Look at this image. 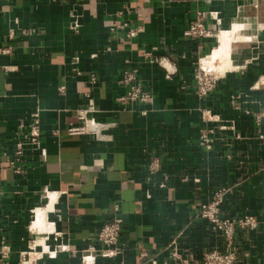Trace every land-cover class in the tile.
Returning a JSON list of instances; mask_svg holds the SVG:
<instances>
[{
  "label": "crops",
  "instance_id": "obj_1",
  "mask_svg": "<svg viewBox=\"0 0 264 264\" xmlns=\"http://www.w3.org/2000/svg\"><path fill=\"white\" fill-rule=\"evenodd\" d=\"M262 6L264 0H0V50L13 46L0 52L4 264L23 256L27 264H87L86 249H100L98 233L116 204L123 249L89 264H175L174 251L201 258L224 247L199 216L221 187L229 189L223 215L259 222L238 230L237 264H264V121H255L264 110ZM120 10L122 22L141 27L132 40L110 29ZM200 14L213 36H186ZM233 29L250 38L232 42L237 68L201 97L199 65L220 33ZM126 68L138 69L151 104H120ZM85 109L112 124L104 131L109 139L67 133ZM35 119L41 144L25 147L24 170L16 173L8 156ZM205 130L214 137L210 150L199 144ZM37 211L43 231L33 225Z\"/></svg>",
  "mask_w": 264,
  "mask_h": 264
},
{
  "label": "built area",
  "instance_id": "obj_2",
  "mask_svg": "<svg viewBox=\"0 0 264 264\" xmlns=\"http://www.w3.org/2000/svg\"><path fill=\"white\" fill-rule=\"evenodd\" d=\"M124 15V11L120 10L116 12V19L110 21V29L115 32L117 30H125L128 40L135 38L141 27H129L127 22H122L120 18ZM213 17L216 18V15ZM185 35L192 38H204L213 36V32L208 29L204 23V15L200 14L195 20H193L188 28L185 30ZM11 36H13L11 34ZM13 51V46L8 45L1 48L0 52L9 54ZM163 63V60H159ZM200 66L198 73L197 92L201 97H206L210 91L214 88L216 77H213L204 67ZM137 68H126L123 71L120 83L127 87V91L124 95L118 98V101L124 109L129 104L140 102L144 104H151L154 100L153 94L146 90L141 81L139 80ZM92 81H95V76H92ZM64 88V87H62ZM61 88V89H62ZM90 109L81 110L79 112L78 125H71L67 128L69 135H84L91 134L97 140H106L110 136L104 134V131L111 127L112 124L102 123L94 118L88 117ZM146 113V111H144ZM255 121L258 127H260L264 121V110L255 113ZM57 134V132H54ZM211 130H205L201 133L199 144L210 150L214 145V137L211 136ZM260 137L264 140V134H260ZM41 144V131L39 121L37 119L31 124L30 130L23 131L15 144V150L13 157L8 156V161L13 167L16 173L23 172V167L20 164L22 162V156L26 146H39ZM159 167L158 160H155L151 164V171L157 170ZM229 189L221 187L215 190L211 199L201 206L199 216L207 220L211 226V229L217 232L223 238V249L213 248L203 254L201 258H196L193 254L189 253L186 256L174 251L172 256L175 264H237V246H236V234L241 228H257L259 225L258 219L254 215L243 216H225L222 214V204L225 200L226 194ZM3 195V190L0 185V198ZM120 206L115 205V214L107 220L101 227L97 241L101 245L100 249L96 245H90L86 249L84 256L87 264L91 263L96 255L113 256L120 253L124 244L120 241L122 232L123 218L119 213ZM9 255V246L4 244L0 250V264H4V260ZM156 264L157 262L154 261ZM19 264H27L25 256L20 260ZM162 264H170L165 261Z\"/></svg>",
  "mask_w": 264,
  "mask_h": 264
},
{
  "label": "bare ground",
  "instance_id": "obj_3",
  "mask_svg": "<svg viewBox=\"0 0 264 264\" xmlns=\"http://www.w3.org/2000/svg\"><path fill=\"white\" fill-rule=\"evenodd\" d=\"M249 39L250 38L248 37L238 35L235 29L221 32L219 35L218 47L215 49L211 57L203 60V67L211 71H219L222 74L225 73L233 63L232 42H244ZM43 218L44 215L42 211H37L33 218L34 227L39 228L41 231H43Z\"/></svg>",
  "mask_w": 264,
  "mask_h": 264
},
{
  "label": "rangeland",
  "instance_id": "obj_4",
  "mask_svg": "<svg viewBox=\"0 0 264 264\" xmlns=\"http://www.w3.org/2000/svg\"><path fill=\"white\" fill-rule=\"evenodd\" d=\"M262 8H264V6H262ZM263 19V18H262ZM259 20V22H263V20ZM217 42H218V38L216 37V45H217ZM234 49H235V46H234ZM234 49H233V51H234ZM211 54V53H210ZM209 54V55H210ZM209 57L207 56V57H205L204 59H208ZM203 59V60H204ZM201 61V66L203 67V62L204 61ZM237 67L234 65V62L232 63V66L228 69V70H226V72L227 71H230V70H234V69H236ZM206 69V68H205ZM213 77H218L219 75H222V73L221 72H219V71H211V70H208V69H206ZM225 72V73H226Z\"/></svg>",
  "mask_w": 264,
  "mask_h": 264
}]
</instances>
